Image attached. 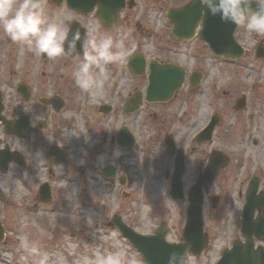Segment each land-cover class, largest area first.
<instances>
[{
	"label": "rangeland",
	"instance_id": "obj_1",
	"mask_svg": "<svg viewBox=\"0 0 264 264\" xmlns=\"http://www.w3.org/2000/svg\"><path fill=\"white\" fill-rule=\"evenodd\" d=\"M142 1L143 11L139 15V21L150 26L152 33L154 31L163 34L165 30H169L164 27V25H169L166 19L162 17V13L152 2L148 4L146 0H137L135 13L137 14V11L141 9ZM182 1L163 0L165 6H170V4L177 6ZM42 3L50 15L67 17L71 15L62 5L56 6L48 0ZM80 19L87 27V33L96 28L99 33L111 36L114 42L123 39L120 34L116 33L118 38L116 41L113 35L114 31L122 29L120 27L104 31L97 27L93 15ZM133 26L134 22L132 23L134 30ZM159 36L152 35L146 38L144 43L149 41V44L144 45L142 49L149 56H160L183 63L187 65L188 72L194 70L197 65L199 70H204L206 73L201 85L197 86L196 90H188L187 87L186 96L183 94L184 91L178 93L179 95L173 98L175 100L171 99L172 101L170 100L167 106H153L151 109L156 111L158 119L150 116L149 127L143 128L138 134V142L133 151L121 148L114 151V154L121 160L119 171L124 180L121 185L117 180L110 182L98 176L97 172L87 171L86 177L89 183L85 184L83 190L85 193L81 198L77 196V186L75 187L74 184L62 181L51 182V185L56 188L57 199L54 200L56 204L50 207L47 203L41 204L37 195L34 194L36 186L43 180V174L28 180L25 177H18L19 174L14 166H10L6 173L0 172V221L5 228L4 242L0 244V264H39L41 259H44V264H97L98 257H104L119 250L126 251V259L134 258L136 264H142L139 261L141 260L140 254L113 226L107 224L115 213L122 218L123 222L142 233L157 223L156 218L160 223L165 222L167 218V223L172 228L166 236L167 240H179L182 237L187 201H176L171 199L168 193L165 194V183L159 174L171 167V161L165 150L164 139L171 134L176 137L179 147L190 149L187 153L190 167L185 181L193 183L197 174L203 170L207 156L205 154L206 145L204 143L195 144L192 136L212 113L222 116L221 123L215 131L216 140L212 148L223 151L229 157V162L224 167V171L221 170V174L219 173L220 176L211 184L207 195L210 198L212 194H218L224 196L225 199L222 207L219 208L212 207L210 199L208 200L205 226L210 237V244L201 257H190L189 264H212L218 258L220 249L229 242L230 238L239 235L237 215H232L236 214L237 210L230 209L223 212V207L227 205V202L230 206L232 203L236 208L239 206L234 193L229 192L230 200L227 201V191L236 186L229 177L238 178L237 167L239 163H242L241 157L248 158V163L244 162L241 169L249 168L250 171H254L257 167L264 168V142L261 139V130L264 129V121L261 123V117L264 115V79L259 77L255 68L249 67L256 66L254 63L249 64L252 62L249 57L244 60L243 63L246 66L243 67L222 65L207 57L209 56L208 50L199 40L181 46V50L172 45L170 50L173 51L175 48L178 54L159 51L158 46L162 44V39H165ZM125 42L126 39H123L124 44ZM134 46L135 41L132 46L124 47L128 54L122 64H115V66H125L126 59ZM194 50L199 53L202 50L205 51V54H200V57L203 56L202 61L195 63L198 59L195 57ZM80 62L79 60L69 62L62 58L50 59L47 56L43 57V54L37 55L20 44L18 46L1 33L0 94L5 110L13 112L17 106L15 88L18 68L21 67V75H23L29 69L28 66H41L43 77L41 73H37V89L39 92L46 93L44 81L51 78L49 66H78ZM121 74L118 71L117 77L120 78ZM117 77L110 76L109 83ZM63 81L67 84L74 82L72 79L57 80L59 85ZM136 84L138 80H135ZM209 87L214 88V95L207 90ZM216 88L222 89L217 92ZM257 89L262 93H257ZM224 90L225 92L222 93ZM242 95L249 103L245 110L247 111L245 116H250L249 118H244L241 110L233 108L235 100ZM104 98L106 97L102 94L98 96V93L83 92L80 88L75 94V101L84 103L83 107L80 105L81 108L90 106L92 109L93 104H97L96 100ZM81 112L82 109H79V113ZM65 115H72L75 118L74 127H79L80 119L79 122L77 119L80 116L75 114L73 109ZM120 119L119 121L123 122ZM246 120L250 127L248 133L242 137L241 131ZM253 123L254 126H252ZM100 129L107 130L106 120L100 121ZM2 131L0 127V136L5 137L11 149L15 148L17 144L15 138H8ZM241 137L243 141L240 140ZM253 139L257 140L256 144L252 143ZM85 141L86 146L90 147L89 137L86 136ZM101 146L102 148L96 150V157L102 166L104 164L109 166L111 162L109 147L104 143ZM82 150L83 148H80L79 151ZM94 159L91 158L90 162ZM255 159L261 161L253 163ZM111 186L113 189L110 191ZM177 222L180 223V230H177Z\"/></svg>",
	"mask_w": 264,
	"mask_h": 264
},
{
	"label": "flooded vegetation",
	"instance_id": "obj_2",
	"mask_svg": "<svg viewBox=\"0 0 264 264\" xmlns=\"http://www.w3.org/2000/svg\"><path fill=\"white\" fill-rule=\"evenodd\" d=\"M186 1L187 0H184L183 4L184 2L186 3ZM49 2L52 3L51 1ZM145 2H147L148 4L150 2L155 4L159 12L160 7L164 6V2L162 0H146ZM62 6L66 7L68 12L71 14L69 15L71 23L72 21H76L78 23L74 25L75 28H78L74 31L78 30L81 33L79 29H83L84 27L87 32V27L84 25L80 18L93 15L94 20L96 19L95 21L97 22V27H100L104 31H109L110 29L113 30V28L117 27L122 28L121 30L118 29L114 31L113 35L116 41L118 39L117 35H115L116 33L120 34L123 39H126L124 47L132 46L133 41H135V46L133 49H131L130 55L126 59L125 66H115V64L105 66L104 70L107 74V80L105 81L103 92L98 93V96L102 94L106 98H104L103 100H96L95 102L97 104H93L92 109H90V106L81 108L80 105L83 107L84 103L75 101V94L77 93L79 87L75 83L73 73L76 70L77 66H49V73H51V78H49L47 81H44L46 83L44 85L45 90H47L46 93L39 92V90L37 89V73H41V76L43 77V70L41 69V66H28L29 69L26 70L23 75H21V67L18 68L15 89L17 93V106H15L13 112L5 110V106L2 102V97L0 94V127L3 129L2 132L5 136H7L8 138L14 137L15 142H17L16 147L11 149L7 145L5 137L0 136V149L3 151L5 149L4 147H6L8 150H10L11 153H16V159L14 160V162H11L9 164L8 168H10V166H14L16 168L17 174H19L18 177H25L29 180L33 177H37L40 174L44 175L43 180L39 182V184L36 186V189L34 190V194L37 195V199L39 200V202H41V199L38 193V189L42 182H49L50 185L51 182L57 183L58 181H62L65 183L68 182L69 184L72 183L75 185V187L77 186V193L79 188L78 184L80 182H83L84 186L85 184L89 183L86 177L87 171L97 172L98 176H101L102 178H104L105 180H109L110 182H115L117 180L120 185L123 184L124 180L122 179V181H120L122 176L119 171L121 160L118 159L116 154H114V151H117L119 148L133 151L136 145L135 144L133 146V136L135 137V143H137L138 134L142 132L143 128L145 129L149 127L150 116H152L154 119H158V114L151 108L153 106L164 107L168 105V102L172 101L151 102L147 99L146 88L148 85L149 75L148 66H150L151 61L156 63V65L171 62L177 66H184L186 78L188 76V70L186 69L187 65L175 62L168 58H161L160 56H149V54L142 49L144 45L149 44V41H146V43H144V40L152 35H160L159 38L161 39H166L167 37L166 41L165 39H162L163 42L161 41V43L163 44V46L162 44H159L158 49L159 51L162 50L164 52L169 51L172 54L179 53L175 48L173 51L170 50V47L172 45H175L180 49L181 46H185L186 44H191L198 41L197 38L188 43L176 39L170 40L168 38V33L166 30L163 34H158L154 31L152 33L150 26H147L146 24H143V22L139 21V15L143 11V1L142 4H140L141 9L137 11L136 14L134 9L135 1L126 0L124 8L115 18V24L112 27L106 26L97 19V16L95 14L96 9H94L89 14H85L83 12L77 13L73 11L72 9L67 7L64 2ZM131 10H133L132 13H130ZM135 18L136 20H134ZM133 22L134 30L132 29ZM164 27L166 28V25H164ZM126 32L129 37L126 35ZM161 35H164L165 37ZM234 37L237 43L243 48V55L240 59L235 60L234 64L225 65L243 67L246 66V64L243 63L244 60L249 57L252 62L255 61L256 73L260 78L264 79V62L258 63L261 60L264 61V57L259 58L256 56L257 51L259 53L264 52V36H258L256 34L249 35L245 32L243 27L236 25L234 29ZM17 45L19 46L18 43ZM135 53H140L145 56V71L141 75H135L131 66H128L129 57ZM82 55L83 53L78 56L70 55L59 58L69 60V62H73L75 60L82 61ZM45 56L46 55L43 54V57ZM197 59L195 63L202 61L203 56ZM196 66L194 68V71L199 70ZM118 71L122 73L120 78L117 77ZM200 72L203 76L206 74L204 73V70H200ZM114 75L117 78L113 81L111 80V82L109 83L110 76ZM60 79H72L74 82L67 84L65 83V81H63L59 85L57 80ZM135 80H138V84L136 85ZM188 85V81L185 82V85L182 87V89H180L178 93L180 94L182 91H184L183 94L186 96L187 87L188 90H196V88L191 89ZM221 89L216 88L217 92H220ZM135 92H141L140 105L136 111H126L124 103L126 102L127 98L133 96ZM214 92L215 90L213 91V93ZM223 92H225V90L222 91V93ZM178 93L174 96L175 98L177 95H179ZM257 93H262V91L257 89ZM248 106V100L245 99L244 109H240L241 114L244 118L250 117L245 116L247 114V111L245 110L248 108ZM72 109L75 114H78V116H80L77 119L78 122L80 119V125L78 128L74 127L75 118L72 117V115H65ZM79 109H82L81 113H79ZM119 118H121L123 122L119 121ZM261 118L262 123L264 121V115ZM103 120H106L107 130L100 129V121ZM10 121H14L17 123V132L12 131V133H9L6 131V126ZM158 125H160V123H158ZM252 126H254V123L252 124ZM249 127V123L246 120L241 131L242 137L245 135V133H248ZM121 128H126L125 130L128 133V140L126 143L127 147L119 146V130ZM261 133V139L264 142V129L261 130ZM169 135L173 136L171 134ZM86 136L89 137L90 147L86 146ZM213 137V139L204 144L206 145L205 154L207 156V160L210 157V153L213 151L212 145L216 140L215 133ZM242 137L240 138L241 141H243ZM173 138L176 143V148L182 149L184 153L186 164V170L184 173L185 179V176L189 173L190 165L188 163L187 153L190 151V149H183L179 147L176 142V137L173 136ZM256 142L257 140H252V143L256 144ZM102 143L108 145L109 147V157L111 158L109 166L106 164L102 166L101 162L96 157V150L98 148H102ZM194 143L197 144V142L195 141ZM80 148H83V150L79 151ZM165 150L167 151V149ZM167 153L169 155V160L172 163L174 153L168 151ZM91 158L95 159L90 162ZM241 159L242 163H239L237 169L238 178H234L232 176L229 177V179L232 180L233 183L236 184V186L235 188H230V190L227 191V201L230 200L229 192L231 194L234 193L236 201L239 202V206L238 208H236L234 206V203H232L230 206L227 202V205L223 207V212L227 209L237 210L236 215H238L240 213V210L242 209L245 201V194L249 189L250 183L254 184L257 187L256 193H259V195H264V168L261 169L257 167L254 171H250L249 168L241 169V166H243L242 164L244 162L248 163V158L245 159L244 157H241ZM258 160L259 159H255L253 163H259L261 161ZM222 171H224V169ZM161 174H159V176H162V179L165 183L164 187L166 188L167 184L170 181L171 174L167 169H165ZM19 180L21 181V179ZM55 189L56 188L51 185V198L49 201L50 203H48L47 206L51 207L56 204L54 202V200L57 199ZM112 189L113 188L111 186L110 191ZM209 190L210 187H208V189L205 191L206 195L208 194ZM224 199V196L219 195L218 203L215 208H219L223 204ZM41 204H44V202H41ZM257 212L258 210H255L254 214L256 215ZM230 245L231 243H227L224 247H229ZM255 246H264V239L256 237Z\"/></svg>",
	"mask_w": 264,
	"mask_h": 264
},
{
	"label": "water",
	"instance_id": "obj_3",
	"mask_svg": "<svg viewBox=\"0 0 264 264\" xmlns=\"http://www.w3.org/2000/svg\"><path fill=\"white\" fill-rule=\"evenodd\" d=\"M56 3H60L62 0H52ZM67 4L81 12H89L93 9L94 5H98V15L106 16L116 13V10L124 5L123 0H67ZM255 7V5L253 6ZM167 17L171 21V32L176 38L188 40L195 34L196 26L201 21V29L198 31V35L210 44L217 54L228 53L231 56L238 57L241 54L239 49L231 50L229 47L234 43L232 37V31L235 24L231 22L223 21L219 15H213L201 0H192L186 5L178 8H170L167 12ZM75 21L71 23V29L74 31ZM81 36L84 37L85 33L83 29ZM221 36L222 38H220ZM77 48L80 50L82 47L78 44ZM143 59L133 57L129 61L130 66H143ZM150 72V98L151 99H165L169 97L175 90H177L183 81V71L179 68L173 67V65L156 66L152 65ZM176 68V69H174ZM140 70H137L139 72ZM200 75L194 74L192 85L198 82ZM139 96H136L130 101L133 107L137 106ZM243 106V100L238 102L237 107ZM128 109V108H127ZM7 132H17V123L9 122L6 127ZM211 130H207L205 133L209 134ZM121 143V142H119ZM16 159V153H9V151H0V169L5 171L10 160ZM182 160V155H180ZM224 164V161L219 159L215 154L212 158L205 174L198 178L196 184L189 192L190 205L188 208V219L184 231V243L182 244H168L164 241L165 228H161L155 235L146 236L136 233L134 230L121 223L119 219L115 220L116 225L121 232L138 248L143 254L144 259L149 264H168L169 256L172 253H176L178 256L183 257V261L186 257V252L191 250L193 253L199 255L202 248L207 244V236L202 233V186H208L212 177L216 175L219 168ZM44 197L48 195L47 187L41 191ZM171 194L175 198L183 197L182 183L179 180V176L176 175L171 185ZM254 205L253 198L248 200V203L243 214V220L241 223V231L246 237V243H236L231 250L223 252L222 258L217 264H264V253L262 251H255L252 244V233L259 231V223L252 221V209ZM264 219V216L261 217ZM3 240V227L0 224V242Z\"/></svg>",
	"mask_w": 264,
	"mask_h": 264
},
{
	"label": "clouds",
	"instance_id": "obj_4",
	"mask_svg": "<svg viewBox=\"0 0 264 264\" xmlns=\"http://www.w3.org/2000/svg\"><path fill=\"white\" fill-rule=\"evenodd\" d=\"M213 15L244 28L249 35L264 36V0H201ZM255 5V7H253ZM0 33L35 54L50 59L79 55L83 58L73 73L76 85L88 93H102L107 80L105 66L122 64L127 56L123 39L114 42L109 35L93 28L84 37L72 31L70 17L48 14L42 0H0ZM44 264V259L39 261ZM97 264H136L119 250L97 258ZM168 264H183V257L172 253Z\"/></svg>",
	"mask_w": 264,
	"mask_h": 264
}]
</instances>
